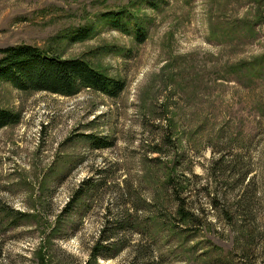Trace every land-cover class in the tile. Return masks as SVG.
<instances>
[{"label": "rangeland", "instance_id": "374dc122", "mask_svg": "<svg viewBox=\"0 0 264 264\" xmlns=\"http://www.w3.org/2000/svg\"><path fill=\"white\" fill-rule=\"evenodd\" d=\"M121 9L143 42L99 17ZM18 44L125 87L0 82L21 113L0 129V264H264V0H0V49Z\"/></svg>", "mask_w": 264, "mask_h": 264}, {"label": "trees", "instance_id": "16d2710c", "mask_svg": "<svg viewBox=\"0 0 264 264\" xmlns=\"http://www.w3.org/2000/svg\"><path fill=\"white\" fill-rule=\"evenodd\" d=\"M99 17L117 30L133 34L138 42H143L146 38L145 23L131 9L110 10ZM89 33L90 29L83 26L66 35L72 36L74 41H83L89 37ZM0 52V82H8L22 91H47L72 96L83 88H90L109 97H117L125 87L124 81L108 76L83 58L65 59L53 51L30 44L11 45L0 49ZM20 120V112L0 107V129L17 124ZM96 145L108 146L101 141ZM111 223L114 225L119 222L111 221L109 224ZM114 233L115 230L108 227L103 231L92 248L95 259L98 256L108 257L104 250H109L107 247L111 244L110 240L115 238Z\"/></svg>", "mask_w": 264, "mask_h": 264}]
</instances>
